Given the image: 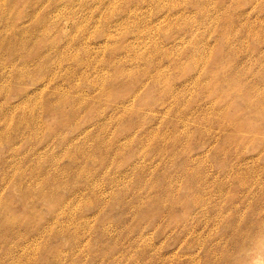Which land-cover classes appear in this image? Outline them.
I'll return each instance as SVG.
<instances>
[{
    "label": "rangeland",
    "instance_id": "obj_1",
    "mask_svg": "<svg viewBox=\"0 0 264 264\" xmlns=\"http://www.w3.org/2000/svg\"><path fill=\"white\" fill-rule=\"evenodd\" d=\"M0 1V264H264V0Z\"/></svg>",
    "mask_w": 264,
    "mask_h": 264
},
{
    "label": "bare ground",
    "instance_id": "obj_2",
    "mask_svg": "<svg viewBox=\"0 0 264 264\" xmlns=\"http://www.w3.org/2000/svg\"><path fill=\"white\" fill-rule=\"evenodd\" d=\"M60 0H56V1H52L51 0V3H50V6L52 7V6H54L55 4H57L58 2H59ZM1 2V1H0ZM3 3V2H2ZM46 3V2H45ZM4 15V14H3ZM7 17V16H6ZM6 21V20H5ZM9 24V23H8ZM22 27H20V25L19 24H16V25H14V26H11L10 28H9V30L11 29V31H14V32H16L17 31V34L15 35H11V36H8V35H3V33H2V31H3V29H0V47L1 46H6V44L7 45H16V43H18L17 41L20 39V38H22V37H25V34H24V32H25V29H21ZM18 33H20V34H18ZM31 34V33H30ZM32 35V34H31ZM28 37V36H27ZM19 38V39H18ZM28 39V38H27ZM22 40H23V38H22ZM21 40V41H22ZM24 41V40H23ZM20 42V41H19ZM25 42V41H24ZM23 44V43H22ZM21 44V45H22ZM31 44V43H30ZM24 45V44H23ZM22 45V46H23ZM27 45V44H26ZM1 64H3V60H0V65ZM244 93V92H243ZM262 96V95H261ZM9 210V209H8ZM8 213V212H7ZM3 215V214H2ZM13 215V214H12ZM5 215H3V217H4ZM2 217V218H3ZM8 218V217H7ZM6 220V219H5ZM5 220H4V223H6L5 222ZM16 221H17V219H15ZM7 221V220H6ZM10 221H12V220H10ZM3 222V221H2ZM8 222V221H7ZM15 222V221H14ZM18 222V221H17ZM3 223V224H4ZM9 223V222H8ZM0 224H1V222H0ZM7 224V223H6ZM5 225V224H4ZM1 227H3V226H1ZM6 227H8V226H6ZM4 229V228H3ZM10 229V228H9ZM4 232H6V231H4ZM5 235V234H4ZM1 236H3V235H1ZM1 238H3V237H1ZM2 240V239H1ZM0 240V241H1Z\"/></svg>",
    "mask_w": 264,
    "mask_h": 264
}]
</instances>
